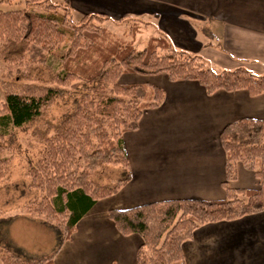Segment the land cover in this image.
I'll use <instances>...</instances> for the list:
<instances>
[{
  "label": "trees",
  "instance_id": "1",
  "mask_svg": "<svg viewBox=\"0 0 264 264\" xmlns=\"http://www.w3.org/2000/svg\"><path fill=\"white\" fill-rule=\"evenodd\" d=\"M106 19L85 13L74 20L68 0H25L22 8L0 10V58L7 76L15 79L3 83L0 142L11 140L14 128L40 120L57 100L71 105L46 129L35 131L43 148L27 176L39 196L25 206L32 215L65 218V236L49 255L25 258L18 249L6 250L0 264H52L83 214L128 180L122 134L138 127L143 112L158 106L164 91L148 83H121V74L164 73L172 81H196L208 94L217 89L264 92V73L242 65L213 69L201 55L174 47L163 33L150 36L139 49L134 44L138 21H128L126 39L104 26ZM41 67L52 68L49 79L42 80ZM219 141L225 152V198L170 199L107 211L120 234L141 237L133 264H186L181 244L198 226L264 210V119L229 122ZM238 162L252 171L257 187L228 185L236 178ZM102 164H119L124 174L110 183L92 181L91 174ZM7 171V159L0 158V182Z\"/></svg>",
  "mask_w": 264,
  "mask_h": 264
},
{
  "label": "crops",
  "instance_id": "2",
  "mask_svg": "<svg viewBox=\"0 0 264 264\" xmlns=\"http://www.w3.org/2000/svg\"><path fill=\"white\" fill-rule=\"evenodd\" d=\"M68 4L82 14L99 13L116 21L126 17L154 21L174 47L201 55L215 69L242 65L264 73V0H68ZM146 76L164 96L158 106L143 112L136 129L122 134L129 178L83 214L52 264H133L141 237L120 234L107 211L170 199L225 198V152L219 133L243 117L264 119V92L217 89L208 94L193 80L172 81L164 73ZM257 184L252 171L238 162L236 178L228 185ZM181 249L186 264H264V210L202 224Z\"/></svg>",
  "mask_w": 264,
  "mask_h": 264
},
{
  "label": "rangeland",
  "instance_id": "3",
  "mask_svg": "<svg viewBox=\"0 0 264 264\" xmlns=\"http://www.w3.org/2000/svg\"><path fill=\"white\" fill-rule=\"evenodd\" d=\"M49 1L62 2L63 0ZM24 6L25 0H0V10L3 11ZM71 14L73 19L77 20L82 13L76 7H71ZM132 19L141 24L134 44L142 49L150 36L159 33L154 21L137 17H126V19L116 21L108 17L102 24L115 35L129 39L127 27L130 25L128 21ZM212 68L215 69L213 66ZM51 70L50 67H41L43 81L49 79ZM141 76L140 74L123 73L121 80L118 79V81L121 83L152 82L151 76L145 75L146 78ZM6 81H15V79L7 76V65L0 58V109L4 100L3 83ZM70 107V102L57 100L48 107L40 120L27 126L14 128L12 130L14 137L11 140L3 138L0 142L3 147L0 158L7 159L8 164L7 175L0 182V256L6 250L15 252L17 249L16 253L25 258L49 255L65 236L69 227L65 218L59 216L48 219L44 216L32 215L26 211L25 206L39 196V191L30 186V179L27 176L29 167L39 158L43 148L35 131L46 129L49 123L55 122ZM123 174L124 169L119 164H102L91 174L90 179L100 184L110 183Z\"/></svg>",
  "mask_w": 264,
  "mask_h": 264
}]
</instances>
